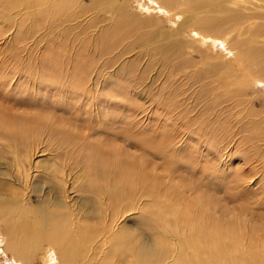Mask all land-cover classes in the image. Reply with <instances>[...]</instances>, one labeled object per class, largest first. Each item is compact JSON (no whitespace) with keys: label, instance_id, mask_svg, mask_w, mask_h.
<instances>
[{"label":"rangeland","instance_id":"1","mask_svg":"<svg viewBox=\"0 0 264 264\" xmlns=\"http://www.w3.org/2000/svg\"><path fill=\"white\" fill-rule=\"evenodd\" d=\"M56 1L61 0H50L36 7L23 8V3L18 6H7L4 0H0V67L2 66L0 69L5 75H9V80L11 78V82L8 79L4 83L0 82V112L21 116L23 113L34 114L43 111L47 115L54 116V120L48 122L50 123L48 129L56 136L63 131L72 133L73 127L77 126L81 138L89 142L101 140L130 151L135 154L137 160L146 162L151 173L166 181L189 180V178L190 181L195 182L200 180L196 182L198 184L194 183L202 187V182L203 190L212 192L210 194L220 200L221 208H218L216 216L225 218L228 215H242L241 211L247 205L246 208L251 212L259 213V216L264 215V166L259 159L254 157L252 159L246 155V151H250L248 139L254 137L257 126H260L257 120L264 115L261 113L259 116L251 117L247 112L264 109V82L258 80L252 85L250 81L258 77L254 76V72L256 73L257 67L260 72V67L250 66L246 60L248 56L243 59L238 58L240 54L245 56L250 53L254 58L264 59L262 52L264 51V32H262L264 2L261 0H177V2L162 0L168 10V13H164L154 7L150 0H70L64 9L63 7L60 9L63 10L62 12H57V9L52 7ZM39 13L42 15H38ZM237 15L243 16L244 22L243 20L236 22L234 18ZM235 25H238L237 29ZM256 28H261L260 33L263 35L254 31L255 34L258 33L254 36L252 31ZM197 32L200 34L198 35ZM245 37L259 40L258 44L251 45L255 49L258 48L257 52L252 48L245 53L242 47L240 48V40ZM8 59L12 64L3 63L4 60L8 62ZM19 64L21 66H18ZM244 66L251 68L248 70ZM27 68L32 69V75ZM7 69L10 72L12 70L11 73L9 72L11 75L7 73ZM16 70L18 74L15 73ZM245 75L247 79L250 77V80H246ZM21 77L24 78V82ZM241 80H245V84L249 85L248 90L234 97L237 87L242 84ZM22 82H26L27 87ZM63 85H66L69 92L74 91V94L83 91L88 94L81 97L82 100L67 98L69 106L62 101L59 102L60 104L51 101L47 94L56 86L55 92L59 93V86ZM114 88H118L123 94L113 91ZM78 90H81L80 93ZM36 92L39 93V98L32 99L37 95ZM108 92H111L109 95L113 98L107 97ZM42 94L46 95L42 96ZM114 94L118 98H115ZM55 97L59 101L58 96ZM40 100L42 102H39ZM113 100L118 102L113 103ZM239 101L243 103L240 104ZM46 102L59 106L52 107ZM106 103L108 106H113L112 103L116 105V111L113 113L121 111H117L118 107L124 108L123 112H127L125 115L128 119L125 117L121 120L120 115L116 114L108 118L105 124L100 125V118L98 119L96 114L104 116V113L100 112L103 111ZM209 103L213 105L210 106ZM215 109L217 111H214ZM132 119L134 123H131ZM60 120H63V124L59 123ZM56 123L63 131L54 127ZM66 123L69 126H65ZM183 132H186L185 136L178 146L184 148L189 141L190 143L195 141L192 144L197 145V139L203 140L204 145H211L210 151L213 153L210 158L214 157L215 161L208 160L206 166L203 163L199 166L192 161V164L187 163V171H174V175L170 176L163 170L167 166L162 163L163 156H156L154 151L143 142L145 139L155 142L153 136H164L161 142H165L169 134L181 137ZM119 134H122V137ZM75 136L76 140L73 136L67 139L74 143L80 139ZM0 140V155L5 156L0 159V176L10 175L13 174L11 170L15 146H4V138L1 136ZM30 147L31 151L36 152L32 146ZM18 148L20 155L26 154L28 149L23 145H19ZM36 153L38 155L34 157V165L37 171L34 174L38 176L43 172L40 170L41 166L43 168L48 167V164L51 166L55 164V160L60 163L57 156L63 158L65 149L51 141L45 142L44 147ZM5 159L8 160L4 161ZM137 160L135 159V162ZM195 166L197 169L194 168ZM73 172L77 173V167ZM203 173L209 177L204 176ZM246 177L248 181L251 180L250 186L245 184L248 182ZM208 179L212 180L208 183ZM54 180L59 182L58 177ZM235 180L237 184H244L241 186V197L229 191L235 185ZM222 181L228 184L224 182L223 186ZM67 182L64 180V184L72 191L71 196L85 195L76 192L73 179ZM218 183L220 186L217 185ZM164 187L166 186L163 185ZM149 188H144L146 193L143 195H134V209L129 210L130 214H124L119 220L120 225L128 226L130 230L135 231L136 239L143 235L148 239L150 227L156 222V214L146 213V208L151 207L155 210L159 207V198L153 193L147 194L150 192ZM163 188L158 189L164 192ZM38 194L40 195V192L33 195V204L39 201ZM94 200L97 201L95 197ZM160 201L165 202V199L160 198ZM224 211L230 214L227 215ZM95 221L100 220L95 219L93 224H96ZM7 236L5 226L0 222V264H52L54 259H59V264H63L60 255L50 243L34 249L21 261L7 249Z\"/></svg>","mask_w":264,"mask_h":264},{"label":"bare ground","instance_id":"2","mask_svg":"<svg viewBox=\"0 0 264 264\" xmlns=\"http://www.w3.org/2000/svg\"><path fill=\"white\" fill-rule=\"evenodd\" d=\"M49 1L50 0H4L7 6H18L23 3V8L29 6L36 7V5L46 4V2ZM65 1H56L52 7L55 8V10L57 9V12H62L63 10L60 9H62V7L64 9V7L70 2V0ZM150 1L154 4V7L159 9V11L168 13V10L164 6L165 2L163 3L162 0ZM173 1L177 2V0H171L170 2ZM261 1L264 2V0ZM38 15H42V13H39ZM39 17L41 18V16ZM243 18V16L237 15L234 19L236 22L240 20H243L244 22L245 19ZM249 19L251 20L250 16ZM37 20H35V22ZM235 28L237 29L238 25H235ZM260 29L261 28L254 29L252 34L257 36L256 34L258 33L255 34V32L258 31L260 33ZM197 34L199 35L200 33L197 32ZM260 35L263 34L260 33ZM258 42V39H249L245 37L240 40L239 46L240 48L242 47V50L246 53L252 48L255 49V47H252L251 45L258 44ZM257 49L258 48L255 49L256 52ZM262 49L263 48H260V50ZM262 52L264 53V51ZM243 57H247L246 60L249 62L250 66L254 65V67H260V72L258 71V67L257 71L255 70L256 73L251 71L254 72V76H258L255 77L254 80L253 78L251 79L250 82L252 85L254 83L256 84V81L258 80L259 82H264V59L258 57L254 58L250 53L245 56L240 54L238 58L243 59ZM27 59L29 60V58ZM5 62L8 65L12 64L9 59L8 62L7 60L3 61V63ZM26 62H24V64ZM29 65L31 68V64ZM18 66H21V64ZM250 66L244 67L249 70L251 68ZM6 68L10 69L9 67ZM11 69L13 70V67ZM31 70L32 69L28 70L30 71V74ZM9 72L10 71L7 73ZM17 72L18 70L15 71V73ZM36 72L34 71V73ZM82 75L85 76L84 74ZM8 76L0 69L1 83L6 82L7 79L9 80ZM23 77L25 78V76ZM24 78L21 77L23 82L25 81ZM41 78L44 79L43 77ZM244 78L250 80V77L247 79L246 75ZM241 82L242 84L237 87L234 97H238L239 95H242V93H246L248 90L247 87L249 85L245 84V80H241ZM12 83H14V81H12ZM27 85L28 84H25L26 87ZM66 85L59 86V93L57 94L55 92L56 86L54 89L50 90L47 96H50L51 101L53 100L56 103L62 101L66 106H69V99L67 98H77L78 100H82L81 97L83 98L84 95L86 96L88 94L85 91L80 93L81 90H78L80 94H74V91V93L69 92L65 87ZM113 91L123 94L118 88H114ZM109 93L111 94V92H108L107 97L109 96V98H111L112 96L110 97ZM38 94L39 93L32 97V99L39 98ZM43 95L46 94H42V96ZM114 95L116 96V94ZM55 96H58L59 101L56 100ZM5 98L10 99L11 97ZM115 98H118V96ZM23 99L25 98L23 97ZM41 100L39 102H42ZM116 101L113 100V103ZM234 102L236 103V101ZM46 103L52 107H58L60 104L52 105L49 102ZM113 103V106H108L106 103L107 105H104V109H102L103 111H99L100 113H104V116L96 114L97 118H100V125L105 124L108 118L110 119V117H113V115L115 116L116 114L120 115V117H118L121 118V120L125 119V113H127L123 112L125 109H120V107L117 106V111H121L113 113L116 111V105ZM239 103L242 104L243 102L239 101ZM121 106L123 107L122 104ZM203 106L204 105H202V107ZM242 106L243 105H241L240 108H242ZM87 110L89 111V109ZM214 111L217 110L215 109ZM261 113L264 114V109L260 111L249 110L247 115L254 117L259 116ZM186 116L187 115H185V118H187ZM217 117L219 118V114ZM126 119L128 118L126 117ZM50 120L53 121L54 116L47 115L43 113V111L34 114L23 113L21 116L7 115L0 112V136L4 138L3 145L8 147H11V145L15 146L12 159L13 169L11 170L13 174L0 176V222L5 226L8 235L6 247L17 259L23 261L25 257L29 256L31 251L33 252L34 249L41 248L45 243H50L60 255L59 258L62 260L63 264H264V215L259 216V213L255 214L254 212H251L246 208L248 207L247 205L244 207V210L241 211L242 215L230 216L228 215L230 213L225 212V210L224 212L228 215L227 217L216 216L218 208H221L220 200L218 198L215 199L213 195L210 194L212 192L208 193L209 191H204L202 188V182V187L196 185L198 184L196 182H199L200 180L195 182L193 180L190 181L189 178V180L181 179L179 181H166L157 177L155 173H151L146 166V162L144 160H137L135 154H132L130 151L101 140L97 142H89L86 141L85 138H81V135H79L80 130L77 126L73 127L71 133L70 131L61 130L60 125L56 123V126L54 125V127L65 133L63 134L62 132L59 136H56L54 132L52 133L48 129V127H50V123H48ZM132 121L131 123H134L133 119ZM59 123L63 124V120H60ZM257 123L260 126H257V132L254 134V137L248 139L250 151L247 150L246 155L250 156L252 159L253 157L254 159H259L264 166V126H262L264 123V115L258 118ZM66 124L65 126H69ZM52 130H54V128ZM107 132L109 133L110 131ZM185 133L186 132H183L181 137L180 135L176 136L169 134V138L165 142H161L164 136H157L158 139L156 136H153L152 138L156 140L155 142L144 138L145 140L143 144L149 146L156 156H163L162 163L167 165L163 170L170 176L174 175V171H187V163L192 164V161H195L199 166L200 164L202 165V163L205 164V166L208 165V160L213 159L215 161L214 157L210 158L213 153L210 151L211 145H204L203 140L197 139V145L192 144L193 142L195 143V141H191L192 143L189 141L186 142L184 148H182L183 146H178L180 140H183L182 137L185 136ZM98 134L100 133L98 132ZM75 135L80 138L76 142L72 143L67 139L73 136L76 140ZM119 135L121 136L122 134ZM146 135L148 136L149 133ZM51 141L54 143L56 142V144L65 149L63 156L64 159L61 156H57L60 159V163H57V160H55V164H52L51 166L50 164H48V167L44 168L41 166L40 170L43 172L37 176L34 174L37 171L34 165V157L35 155H38L36 152L44 147L45 142L50 143ZM206 142L208 143V140ZM19 145L28 147V149L25 148L26 154L20 155V149L18 148ZM30 146H32L36 152L31 151ZM255 154L257 155V158ZM3 158H5V156L0 155V159ZM135 159L137 162H135ZM6 160L8 159H5L4 161ZM145 160L150 162L147 159ZM76 167L77 173L73 172ZM196 167L197 166L194 168L197 169ZM217 170L219 171V169ZM204 176L207 175L204 174ZM57 177L59 178V182H55L54 180ZM39 178L42 180L40 181ZM226 178L222 179L226 180ZM247 178L248 177H246V180ZM70 179L74 180L73 187H75L76 192L85 195L78 197H76L77 195L75 197H73V195L71 196L72 191L69 189V186L67 187L64 184V180L69 182ZM232 179L234 180V178ZM208 180L209 183L212 179ZM76 181L78 184H76ZM222 182L224 186V182L226 181ZM234 182L235 185H233L229 191L240 196L241 186H244V184H237L236 180ZM250 182L251 180L249 179L245 184L250 186ZM220 184L222 183L220 182ZM163 185L166 187L163 188ZM212 185H214V183ZM217 185L220 186L219 183ZM160 187L165 189V191L163 192L158 189ZM144 188L150 189V192L147 193L148 195L153 193L156 198H159V207L155 209L157 212L151 207L146 208V213L157 215V218L155 217V227H150L148 239H146L144 235L143 237L138 236V239H136L135 231L130 230L128 226L120 225L121 222L119 223V220H121V217H123L124 214H130V212H128L129 210L134 209V195L145 194L146 192ZM243 190L246 191V189ZM38 192H40V195L38 194V196H40L39 201L36 204H33V195H37ZM93 196L97 201L94 200ZM160 198H164L165 202L160 201ZM223 208L227 207L223 206ZM152 217L154 216L152 215ZM92 219L100 221H95L96 224H93L94 220L92 221ZM58 260L54 259L52 264H59Z\"/></svg>","mask_w":264,"mask_h":264}]
</instances>
